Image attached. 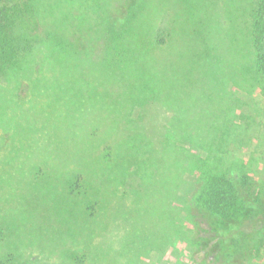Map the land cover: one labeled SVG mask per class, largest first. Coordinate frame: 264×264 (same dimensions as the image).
<instances>
[{"label": "rangeland", "instance_id": "rangeland-1", "mask_svg": "<svg viewBox=\"0 0 264 264\" xmlns=\"http://www.w3.org/2000/svg\"><path fill=\"white\" fill-rule=\"evenodd\" d=\"M43 1H60L72 24L64 44L0 80V257L202 264L190 237L207 221H186L199 169L246 175L264 200V100L249 71L257 0H150L139 38H106L93 58L98 46L85 54L67 34L104 33L108 1ZM171 201L183 210L177 245ZM247 264H264V249Z\"/></svg>", "mask_w": 264, "mask_h": 264}, {"label": "trees", "instance_id": "trees-1", "mask_svg": "<svg viewBox=\"0 0 264 264\" xmlns=\"http://www.w3.org/2000/svg\"><path fill=\"white\" fill-rule=\"evenodd\" d=\"M89 1L91 3V0ZM107 1V17L99 23L100 32L104 33L91 29L88 35L83 33L80 38L78 32L81 31L77 30V25H73L72 33L67 34L72 42L76 41V50L81 48L85 54L91 47L98 46L92 58L105 52L102 43L106 38L114 43L120 42L123 48L125 46L121 40L125 34L131 36L130 44L138 39L135 24L140 19L138 16L140 11L150 2V0ZM62 6L60 1L51 3L43 0H0V80L4 79L10 83L11 80L15 81L22 76L23 71L32 68L39 61L37 53L41 55L45 47L54 48L64 44V29L61 26L65 25L69 29L72 20L66 16ZM86 18L92 19L94 16ZM115 24H120L124 29L116 31ZM152 31L153 29L150 33H145L146 36L149 35L147 38L151 45L155 42L152 41L154 38ZM249 36L254 52L249 71L264 100V0H257L250 12ZM131 47L128 50L124 49L126 54L133 52ZM117 53L118 51H115V54ZM122 53L123 49L119 54ZM58 61H52L53 68H56ZM199 170L201 174L198 177V187L186 211L187 222L195 223V213L203 214L207 221L206 227L200 225L201 229L190 237L197 249V256L202 259V264H247L251 258L258 257L264 249V200H260L259 197L251 198L250 179L246 175L212 174L210 169ZM80 183L81 180L77 179L72 185L78 188ZM190 207L193 217L190 214ZM181 213H183L181 207L171 201L168 214L172 228L169 240L171 243L176 241L175 245L183 232ZM4 235L5 230L0 226V241ZM15 263L13 255L0 257V264Z\"/></svg>", "mask_w": 264, "mask_h": 264}]
</instances>
